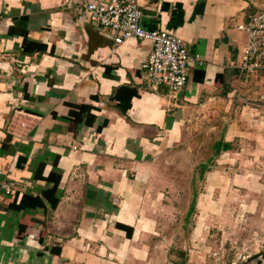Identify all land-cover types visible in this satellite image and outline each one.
Here are the masks:
<instances>
[{"label": "crops", "instance_id": "0c3cea01", "mask_svg": "<svg viewBox=\"0 0 264 264\" xmlns=\"http://www.w3.org/2000/svg\"><path fill=\"white\" fill-rule=\"evenodd\" d=\"M139 4L143 27L198 55L179 94L147 85L151 41L116 44L81 0H0V264H185L158 248L168 186L158 163L218 122L223 138L247 135L264 153V74L241 71L247 36L240 49L236 31L264 0ZM72 103L92 104L94 123L74 131ZM51 173L54 207L43 195L53 181L38 177Z\"/></svg>", "mask_w": 264, "mask_h": 264}, {"label": "rangeland", "instance_id": "374dc122", "mask_svg": "<svg viewBox=\"0 0 264 264\" xmlns=\"http://www.w3.org/2000/svg\"><path fill=\"white\" fill-rule=\"evenodd\" d=\"M236 31L241 49L247 34ZM223 125L195 132L158 163L168 179L158 248L172 262L264 264V153L247 135L223 138Z\"/></svg>", "mask_w": 264, "mask_h": 264}, {"label": "built area", "instance_id": "2783aa9c", "mask_svg": "<svg viewBox=\"0 0 264 264\" xmlns=\"http://www.w3.org/2000/svg\"><path fill=\"white\" fill-rule=\"evenodd\" d=\"M88 19L110 31L116 44L136 37L149 40L152 48L142 63L144 78L153 91L179 94L188 80L189 66L199 60L181 38L141 24L139 0H81ZM247 34L240 68L245 75L264 74V4L247 22L237 26Z\"/></svg>", "mask_w": 264, "mask_h": 264}, {"label": "trees", "instance_id": "16d2710c", "mask_svg": "<svg viewBox=\"0 0 264 264\" xmlns=\"http://www.w3.org/2000/svg\"><path fill=\"white\" fill-rule=\"evenodd\" d=\"M37 48L39 49H43L42 46H38ZM32 51V50H31ZM130 106L129 101L127 103H119V108L121 110L122 113H124L127 108ZM93 109L94 106L92 104L89 103H72L70 104V110H69V114H68V119L71 121V128L75 131L77 126H79L80 124H87V125H92L95 121V114L93 113ZM231 144L229 142H224V144H222V148L224 149H228L230 148ZM215 147H217V145H215ZM205 164L202 165V171L200 172L201 175L205 169ZM39 179H44V180H49V181H53V186L47 190L44 191V197L48 198L51 206L54 207L57 202H58V198H56L54 196L57 184L59 182L60 179V175L56 174V173H51L47 178L43 177L41 175H38ZM196 197V193H193V200H192V205L194 204V199ZM32 202H36L34 205H42L43 202L41 200V198H39L38 196L36 197H31ZM31 202V201H29ZM28 204H32V203H28ZM10 206H14L15 208H22L24 207L25 201L22 200L19 204H16L15 202L10 203ZM119 227H123L127 229V232H131V228L129 226H125V225H121L119 224Z\"/></svg>", "mask_w": 264, "mask_h": 264}]
</instances>
